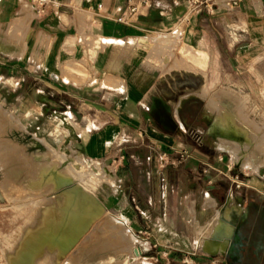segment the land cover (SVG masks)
<instances>
[{
  "label": "crops",
  "instance_id": "crops-1",
  "mask_svg": "<svg viewBox=\"0 0 264 264\" xmlns=\"http://www.w3.org/2000/svg\"><path fill=\"white\" fill-rule=\"evenodd\" d=\"M233 1L202 0V6L194 7L189 0H151V8L127 24L117 18L126 11L128 0H44L43 7L32 0H0V48L10 41L24 44L21 55L0 49V79L17 85L26 79L41 80L66 101L75 100L78 115L90 117L91 130L97 132L91 142L87 138L84 143L87 154L97 143L98 150L116 149L114 159L120 157V163L171 160L184 163L190 176L192 167L199 164L226 176L222 165L201 157L199 150L206 136L218 140L211 135L214 117L205 114L210 113L207 104L196 94L203 76L194 70H177L180 57L170 56V49L159 38H173L168 45L178 42L173 50L191 57L183 67L203 68L215 55L224 67L230 68L231 62L239 67L242 51H264V0H243L232 8ZM29 7L34 16L25 25L26 42H20L16 39L20 27L12 24ZM229 35L235 41L227 39ZM69 64L80 72H68ZM68 103L61 102L64 109H69ZM133 148L143 154H130ZM104 156L112 157L107 152ZM196 168V186L207 188L201 215L206 221L213 214L209 232L204 238L197 237L196 244L211 257H224L228 251L211 254L204 252L203 244L222 217L235 219L247 227L245 241L259 252L241 264H264V227L259 226L264 210L257 213L242 199L232 203L235 194H242L241 186L244 193L246 188L264 190V178L239 182L237 176L227 175V181L217 183L208 171L198 173ZM188 205L192 222L200 226L195 196L189 197ZM249 209L253 211L250 215ZM157 222L167 223V219Z\"/></svg>",
  "mask_w": 264,
  "mask_h": 264
},
{
  "label": "rangeland",
  "instance_id": "rangeland-1",
  "mask_svg": "<svg viewBox=\"0 0 264 264\" xmlns=\"http://www.w3.org/2000/svg\"><path fill=\"white\" fill-rule=\"evenodd\" d=\"M33 16V10L29 7L16 17L17 20L12 25L20 27V32L17 38L15 37L18 41L26 42L25 25ZM159 39L161 45H167L165 48L170 49L168 50L170 56L180 57V61H177V70H194L203 76V80L198 82L199 90L196 94L207 106L210 104L211 109L218 113L223 122L233 119L239 131L248 140L239 138L236 133L232 137L217 138V141H212L207 136L204 138L205 144L199 149L203 152L201 157L205 156L210 162L222 165L224 171L221 170L226 176L201 164L197 168L192 167L193 175L190 176L185 170L184 163H173L171 160L170 162L162 160L155 164L120 163V157L114 159L116 149L98 150L97 143L93 152L87 154L84 143L87 138L91 142L97 132L91 130L90 117L78 115V105L75 100L66 101L65 97L61 98L57 90L41 80L26 79L25 82L17 85L14 81L0 79V126L3 128L0 131V141H5L4 144L7 145L5 151L8 150V153L1 152L6 157H3L4 165L7 166L12 181V194L8 195L2 190L4 173L0 167V264H8V260L5 259H7L6 253L11 250L13 244L10 239L17 237L16 227L23 226L30 214L18 209L26 202L23 195L33 190L38 193L47 188L50 189L47 195L51 196L50 198L70 197L72 211L64 229L74 240L72 247L63 258L59 262L52 260L50 264H81L92 253L104 254L107 248L119 244L124 237L125 228L147 244H127L130 247L129 252L112 257L110 260L112 264L119 262L120 264H235L226 256L211 257L203 253L200 245L195 242L197 237L204 238L209 232L211 228L209 220L213 214H208L206 221L201 215V202L207 194V188L205 184L196 186L194 172L195 168L198 173L208 171L217 183L227 181L228 176H237L238 180H236L239 182L258 177L264 178V163L256 170L258 163L252 159L254 152L247 151L251 147L256 151L260 150L261 154L262 151L264 153V51L246 53L242 51L239 67L232 62L230 68L224 67L221 59L215 55L207 59L205 67L191 69L182 66L183 63L189 64L191 57L184 56L182 50L181 54L178 50H173L178 48V42L171 47L168 44L173 42V38L161 36ZM227 39L231 42L235 41L230 35ZM235 39L238 40L236 36ZM218 42L222 44V40ZM20 45L24 47V44ZM237 54L239 52L230 56L234 58ZM224 56L227 57V54ZM67 70L70 73L80 72L73 64H69ZM61 102H69L68 106L72 107V111L70 107L64 109L65 106ZM213 105L216 109H213ZM205 114L214 117L208 111ZM58 127L67 132L62 131V138L55 139L51 135ZM231 139H236L240 144L237 154L221 149L222 140L236 148L237 143ZM230 140L233 142L231 143ZM10 144L17 145L13 147ZM8 148L15 154H10ZM106 152L112 157L107 159L104 156ZM80 153L86 159L99 164L101 169H87L84 164L75 163L73 157ZM129 153L143 154L141 149L137 148L129 150ZM61 174L70 182L59 190L54 184L56 177ZM32 176L43 178L40 180L43 182L41 190L28 185ZM195 186L198 193L196 195ZM243 189L241 186L238 191L242 194H235L232 197V203L236 204L242 199L251 203L257 213H261V210H264V190L257 192L246 188L248 192H245L247 194L245 197ZM191 196L197 199V217L200 226H195L192 222L188 205ZM262 214L264 215V212ZM217 217L218 212L213 217L214 225H217ZM159 218L165 221L167 219V223L157 222ZM117 220L124 226H119ZM173 223H176V226H173ZM112 224L113 226L117 224L119 231L123 230L120 231L123 234L122 238L121 234L116 233L118 226L115 225L117 226L115 229L112 228ZM1 249L5 251L2 252ZM133 249L135 252L136 250L140 252L137 258L133 256Z\"/></svg>",
  "mask_w": 264,
  "mask_h": 264
},
{
  "label": "bare ground",
  "instance_id": "bare-ground-1",
  "mask_svg": "<svg viewBox=\"0 0 264 264\" xmlns=\"http://www.w3.org/2000/svg\"><path fill=\"white\" fill-rule=\"evenodd\" d=\"M180 38H181V34L178 35L179 40H180ZM23 48L24 47L20 44H13V43L8 42V44L7 43L3 44V46L0 49L3 50L4 52H7V53L13 54L14 52H16V53H20V55H21ZM11 49H14V51ZM206 107L210 111V113H212L214 115V126L211 130V135L213 137H215V138H220V137L222 138L225 136L232 137L236 133L237 136L239 135V138L241 137L244 140L247 139L239 131V129L236 126V123H235V121H233V119L232 120L228 119V121L223 122V120L218 115V113L214 112L211 109L210 104ZM214 108L216 109L215 106L213 107V109ZM226 108H227V106H226ZM230 112H231V110H230ZM3 113H5V112L3 111ZM6 114H7V112H6ZM18 116H20V115H18ZM9 120H11V119H9ZM15 122L17 123V121H15ZM2 124H3V121H2ZM11 124H12V122H11ZM19 124H20V122H19ZM0 125H1V121H0ZM15 125H17V124H15ZM2 127H5V126H2ZM0 128H1V126H0ZM2 130H3V128L0 129V131H2ZM62 131L67 132V131L63 130L62 128H59V127L55 128L53 130V133L51 136H53V138H55V139L62 138V136H63ZM228 137H227V141L229 139ZM223 139H225V138H223ZM231 140H235L234 142H236V143L238 142V141H236V139H231ZM219 141H220V139H219ZM227 141L222 140L223 145L221 146V149L228 150V151L232 152L233 154L239 153V150L237 148L240 149V144L237 143L236 145H238L239 147L237 146L236 148H233L232 147L233 145L228 143L229 141L228 142ZM246 141H248V140H246ZM4 142H3V140L0 141V143H1V145H0V147H1V150H0V167L4 173V178L2 181V187H3L2 190H4L9 195V194H12L11 193V189H12L11 182L12 181L10 178V173L7 170V166L4 165L3 157H5V156H3V155L6 154L5 152L8 153V150L5 151L6 150L5 147L7 145L4 144ZM6 142H7V140H6ZM232 142L233 141H231V143ZM8 144H9V142H8ZM2 145L4 146L3 148H5L4 150H2L3 149ZM10 145L15 147L17 144L15 146L12 144H10ZM234 146H235V144H234ZM17 147H19V146H17ZM8 149H10V148H8ZM17 150H19V148H17ZM1 151H3L4 154H2ZM11 151H13V150L10 149L9 153L13 154L14 152H11ZM247 151H250L252 153L254 152L252 159L257 161L258 167H256V170H258L259 166L262 163H264L263 151L261 154L260 150H259L260 151L259 152V151H256L254 149H251V147L248 148ZM246 153H248V152H246ZM241 156H242V154H241ZM73 158H75L74 159L76 161L75 163H81L82 165L84 164V166H86L85 168H87V169H90V168L96 169V170L101 169V166L99 164H96L94 161L92 162V161L86 159L84 157V155L81 153L78 154V156L73 157ZM254 169H255V165H254ZM33 172L35 173L36 171H33ZM100 173L103 174V171L101 172V170H100ZM41 179H43V178H41V177L35 178V176H32V178L29 179L28 185L33 187V188H39V190H41L43 187V182L40 181ZM56 179H57L56 184H54L56 189L61 190V189H63L64 186L69 185L70 181L68 179H66L62 174L58 175L56 177ZM25 191H27V190H25ZM33 191H30L27 194L23 195V198L26 202L24 203V205L22 207L18 208L19 211L23 212L25 210V211L29 212L30 214L28 215L27 219L25 218L26 223L23 226L20 225L21 226L20 228H19V226L16 227V229L18 228L17 229L18 232H16L17 234L15 232L14 233L16 234L17 237L14 239H10L13 242L11 250L9 249L10 251L8 253L5 252L6 256H7V259H5V260H8V264H50V262H52V260H56L57 262H59L60 259L63 258V255L65 253H67V251L72 247L71 245L74 242V240L69 237V235H68L69 232H66V230L64 229L66 227V222L70 219V214L72 211V209L70 208V206L72 205L71 199H69L70 197L64 198L62 196H55L54 199L50 198L51 196L50 197L47 196V195H49L48 192H50L49 188L45 189L44 191H40L38 193H35ZM20 197H22V196H20ZM74 210H76V209H74ZM71 217H72V215H71ZM117 222L120 224L119 226H121V227L124 226V224L122 222H120L118 220H117ZM217 223H218V217H217ZM115 225H117V224H115ZM115 225L113 226V224H112L111 225L112 228L115 227V229H116V227L118 225L117 226H115ZM119 226L117 229L118 231L116 233L119 235L121 234L120 235L121 238L123 237V234L120 231L124 230L123 239H121V240L118 239V240H120L119 244L115 247L107 248V250L104 252V254L97 253V252L92 253L90 256H87V258L84 259L81 262V264H112L110 261L112 257H115L118 254H124V253L127 254L129 252L130 247L127 246V244H130V243L132 245L136 244V243H140L143 245L147 244L144 241H142L141 239H139L136 235H134L129 229L125 228V229L119 231V229H120ZM16 229H15V231H16ZM117 234H115V235H117ZM111 237H112V235H111ZM8 239H6V240H8ZM8 241H6V242H8ZM229 244H230V240H228V239H224L222 241H219V240H213L211 237V238L207 239V241L203 244V248L205 249L204 252H208L211 254L226 253L229 249ZM6 247H8V246H6ZM1 251H2V249H1ZM3 251H5V250H3ZM132 251H133L134 258H137L139 256L140 252H138V250H136V252H135L134 249ZM3 258H5V257H3ZM119 264H120V262H119Z\"/></svg>",
  "mask_w": 264,
  "mask_h": 264
},
{
  "label": "water",
  "instance_id": "water-1",
  "mask_svg": "<svg viewBox=\"0 0 264 264\" xmlns=\"http://www.w3.org/2000/svg\"><path fill=\"white\" fill-rule=\"evenodd\" d=\"M214 123L212 124L213 128ZM237 221L226 220L222 217L219 220L218 226L213 232L212 239L222 241L224 239L230 240L229 250L227 254L231 258L240 259V248L243 247V242L240 235L236 231Z\"/></svg>",
  "mask_w": 264,
  "mask_h": 264
},
{
  "label": "built area",
  "instance_id": "built-area-1",
  "mask_svg": "<svg viewBox=\"0 0 264 264\" xmlns=\"http://www.w3.org/2000/svg\"><path fill=\"white\" fill-rule=\"evenodd\" d=\"M194 7H200L203 5L202 0H189ZM243 0H234L231 4V7H237ZM40 7H43L45 2L44 0H32ZM102 6L99 5L98 9H101ZM151 8V0H128V6L126 11L117 18L119 23H132L134 18L139 14L147 11Z\"/></svg>",
  "mask_w": 264,
  "mask_h": 264
},
{
  "label": "flooded vegetation",
  "instance_id": "flooded-vegetation-1",
  "mask_svg": "<svg viewBox=\"0 0 264 264\" xmlns=\"http://www.w3.org/2000/svg\"><path fill=\"white\" fill-rule=\"evenodd\" d=\"M253 212L252 209H249L248 214L250 215V213ZM248 224V223H246ZM260 228L264 227V219H262L260 221L259 224ZM246 228L245 226H240V225H236V231L237 233L240 235L241 240L243 242V247L240 248V259H235V258H231L227 253H226V257L228 259H230L232 262H234L235 264H241L243 261H248L250 259V257H254V256H258L259 252L257 250H253L251 247V244L249 242H247L248 240L244 237V233L246 232ZM247 240V241H245Z\"/></svg>",
  "mask_w": 264,
  "mask_h": 264
}]
</instances>
